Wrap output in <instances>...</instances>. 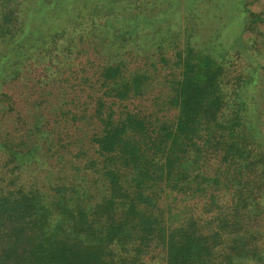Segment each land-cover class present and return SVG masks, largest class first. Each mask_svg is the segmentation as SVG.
Here are the masks:
<instances>
[{
    "label": "trees",
    "instance_id": "trees-1",
    "mask_svg": "<svg viewBox=\"0 0 264 264\" xmlns=\"http://www.w3.org/2000/svg\"><path fill=\"white\" fill-rule=\"evenodd\" d=\"M247 1L16 3L0 75L44 74L34 118L0 129V264H264V64L248 50L264 17Z\"/></svg>",
    "mask_w": 264,
    "mask_h": 264
},
{
    "label": "rangeland",
    "instance_id": "rangeland-1",
    "mask_svg": "<svg viewBox=\"0 0 264 264\" xmlns=\"http://www.w3.org/2000/svg\"><path fill=\"white\" fill-rule=\"evenodd\" d=\"M20 0H0V22L2 19L10 22V19H12L14 12L17 7L16 3H18ZM124 5H120L123 7H120L118 10H121V12L126 9L125 12H127L130 8H128L130 5L129 2L131 0H122ZM248 7L255 12H259L263 17H264V0H248L245 2ZM204 6L201 8L203 9ZM206 10V9H204ZM201 10V11H204ZM122 12V13H125ZM198 24V21H197ZM188 27V26H185ZM184 27V28H185ZM197 27H202L205 28L204 26H196ZM183 28V30H184ZM191 28V27H190ZM262 31H264V25L260 27ZM197 30V29H196ZM196 30H191L188 29L186 30V33H191L193 35L192 39L196 40V43L199 42L200 40H204L202 34H197ZM199 31H203L201 28ZM234 34L237 35V30L235 31L234 29ZM185 34V33H184ZM247 35V34H246ZM235 36V35H234ZM248 36V35H247ZM182 38V43H183V36ZM187 38V37H186ZM262 38H256V42L258 41L259 44H253L251 46L250 42H248L249 47L248 50L249 52L251 51L256 58L257 61L261 62L264 64V46L260 43L259 40ZM78 58V57H77ZM75 64L79 60L84 62L86 59H74ZM38 72L41 74H44V71L39 67L37 68H24L20 70V75L18 77H13L10 74H7V77L0 75V129L3 127H6L8 125L10 126H15L16 123L22 122V118L26 119L28 122H30L34 118V114L38 112L36 109L35 102L37 99V95L39 92H36V85L34 83L35 80L38 79L39 75ZM68 74V71H63V73H60L61 78L65 77ZM55 75V74H54ZM58 75V74H56ZM34 79L31 81L30 79ZM53 76L51 78H48L50 81L52 80ZM58 78V77H55ZM42 80V79H41ZM58 92L57 88H53V93L51 95H56ZM4 94V96H2ZM2 96V97H1ZM18 118V119H17ZM6 120L9 122L6 124ZM20 126V125H19ZM8 172L6 167H4V164L2 162L0 163V182L1 180L7 178ZM260 264L262 262L260 261Z\"/></svg>",
    "mask_w": 264,
    "mask_h": 264
}]
</instances>
